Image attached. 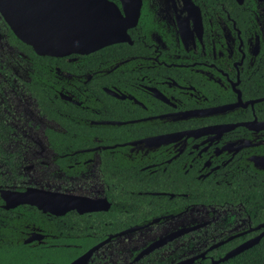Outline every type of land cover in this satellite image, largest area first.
I'll use <instances>...</instances> for the list:
<instances>
[{
  "label": "flooded vegetation",
  "instance_id": "flooded-vegetation-1",
  "mask_svg": "<svg viewBox=\"0 0 264 264\" xmlns=\"http://www.w3.org/2000/svg\"><path fill=\"white\" fill-rule=\"evenodd\" d=\"M133 22L48 56L0 9V264L264 257V0H141Z\"/></svg>",
  "mask_w": 264,
  "mask_h": 264
},
{
  "label": "water",
  "instance_id": "water-1",
  "mask_svg": "<svg viewBox=\"0 0 264 264\" xmlns=\"http://www.w3.org/2000/svg\"><path fill=\"white\" fill-rule=\"evenodd\" d=\"M123 3L135 5V14L123 16L108 0H0V9L17 38L39 54L60 56L123 41L127 21L138 19L141 0Z\"/></svg>",
  "mask_w": 264,
  "mask_h": 264
},
{
  "label": "trees",
  "instance_id": "trees-1",
  "mask_svg": "<svg viewBox=\"0 0 264 264\" xmlns=\"http://www.w3.org/2000/svg\"><path fill=\"white\" fill-rule=\"evenodd\" d=\"M259 264H264V257L260 259Z\"/></svg>",
  "mask_w": 264,
  "mask_h": 264
}]
</instances>
